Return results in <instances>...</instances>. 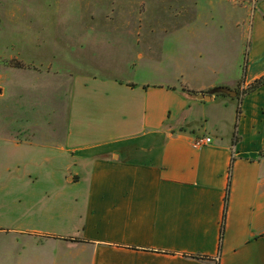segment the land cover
Segmentation results:
<instances>
[{
	"label": "crops",
	"instance_id": "1",
	"mask_svg": "<svg viewBox=\"0 0 264 264\" xmlns=\"http://www.w3.org/2000/svg\"><path fill=\"white\" fill-rule=\"evenodd\" d=\"M223 26L250 39L245 78L77 75L65 129L39 134L55 139L0 138V264H264V85L246 92L264 75V0Z\"/></svg>",
	"mask_w": 264,
	"mask_h": 264
},
{
	"label": "rangeland",
	"instance_id": "2",
	"mask_svg": "<svg viewBox=\"0 0 264 264\" xmlns=\"http://www.w3.org/2000/svg\"><path fill=\"white\" fill-rule=\"evenodd\" d=\"M259 1L0 0V138L55 139L39 134L65 129L77 75L163 84L184 72L196 82L245 78L250 39L211 26L249 18ZM186 21L208 26L182 33ZM113 63L119 72L105 68Z\"/></svg>",
	"mask_w": 264,
	"mask_h": 264
},
{
	"label": "water",
	"instance_id": "3",
	"mask_svg": "<svg viewBox=\"0 0 264 264\" xmlns=\"http://www.w3.org/2000/svg\"><path fill=\"white\" fill-rule=\"evenodd\" d=\"M0 92H1V89H0ZM212 92L213 93L229 94L231 96H235L237 94L236 91H231L230 89L224 88V87H221V88H218V89H214ZM195 97H197L199 99H203V98L208 99L209 98V95H204L203 93H200L198 95H195Z\"/></svg>",
	"mask_w": 264,
	"mask_h": 264
},
{
	"label": "built area",
	"instance_id": "4",
	"mask_svg": "<svg viewBox=\"0 0 264 264\" xmlns=\"http://www.w3.org/2000/svg\"><path fill=\"white\" fill-rule=\"evenodd\" d=\"M211 141L212 140H211L210 137H208V136H201V137H196L193 140L192 144H193L194 147L199 148V147H202V146H204L206 144L211 143Z\"/></svg>",
	"mask_w": 264,
	"mask_h": 264
},
{
	"label": "trees",
	"instance_id": "5",
	"mask_svg": "<svg viewBox=\"0 0 264 264\" xmlns=\"http://www.w3.org/2000/svg\"><path fill=\"white\" fill-rule=\"evenodd\" d=\"M262 85H264V75H262L261 77L256 79L252 84H250L246 92L254 91L255 89H257L258 87H260ZM182 90H185V89H182ZM222 229H223V227H222Z\"/></svg>",
	"mask_w": 264,
	"mask_h": 264
}]
</instances>
